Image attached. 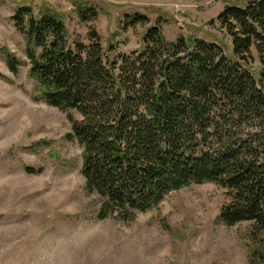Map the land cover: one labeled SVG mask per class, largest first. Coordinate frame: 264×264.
Instances as JSON below:
<instances>
[{"label":"trees","instance_id":"16d2710c","mask_svg":"<svg viewBox=\"0 0 264 264\" xmlns=\"http://www.w3.org/2000/svg\"><path fill=\"white\" fill-rule=\"evenodd\" d=\"M71 1L80 22L96 20L87 0ZM216 20L230 37L231 57L213 41L170 42L157 24L139 52L111 60L95 30L87 44L71 39L60 14L18 8L13 16L36 100L79 116L69 115L66 139L83 149L81 174L86 190L104 201L101 219L146 212L171 192L215 184L227 198L217 221L250 223L249 261L264 264V0L228 6ZM126 21L148 22L140 14ZM7 65L17 74L21 61L8 54Z\"/></svg>","mask_w":264,"mask_h":264},{"label":"rangeland","instance_id":"374dc122","mask_svg":"<svg viewBox=\"0 0 264 264\" xmlns=\"http://www.w3.org/2000/svg\"><path fill=\"white\" fill-rule=\"evenodd\" d=\"M87 1L98 14L89 24L79 21L71 0H0V264H251V225L217 221L227 198L215 184L171 192L146 212L99 217L104 201L85 188L83 149L66 139L69 115L79 116L36 100L24 36L13 22L18 8L60 14L71 39L87 44L95 30L111 60L139 52L157 24L170 42L213 41L231 57L230 37L216 18L251 0ZM133 14L148 22L126 25ZM8 54L21 61L17 74ZM251 57L255 75V50Z\"/></svg>","mask_w":264,"mask_h":264}]
</instances>
